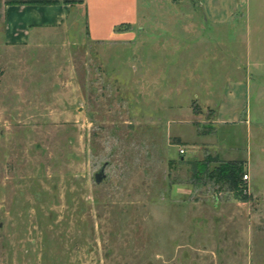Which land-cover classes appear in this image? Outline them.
Wrapping results in <instances>:
<instances>
[{"label":"rangeland","instance_id":"1","mask_svg":"<svg viewBox=\"0 0 264 264\" xmlns=\"http://www.w3.org/2000/svg\"><path fill=\"white\" fill-rule=\"evenodd\" d=\"M107 5L0 29V264H264V50L189 0Z\"/></svg>","mask_w":264,"mask_h":264},{"label":"crops","instance_id":"2","mask_svg":"<svg viewBox=\"0 0 264 264\" xmlns=\"http://www.w3.org/2000/svg\"><path fill=\"white\" fill-rule=\"evenodd\" d=\"M189 1L191 9L186 17L193 33L199 29L219 33L237 18L243 24L239 33L247 35L244 40L236 39L237 43L244 41L249 45L253 42L256 49L264 50V0ZM107 4L108 0H0L3 41L10 46L23 44L38 31L60 27L68 30L70 26L92 34L98 31V26L87 24L91 11L95 15L106 10Z\"/></svg>","mask_w":264,"mask_h":264},{"label":"trees","instance_id":"3","mask_svg":"<svg viewBox=\"0 0 264 264\" xmlns=\"http://www.w3.org/2000/svg\"><path fill=\"white\" fill-rule=\"evenodd\" d=\"M239 164L240 165H237L235 162H229L219 165L215 170V178L227 181L232 187L238 188L243 172V167L241 163Z\"/></svg>","mask_w":264,"mask_h":264},{"label":"built area","instance_id":"4","mask_svg":"<svg viewBox=\"0 0 264 264\" xmlns=\"http://www.w3.org/2000/svg\"><path fill=\"white\" fill-rule=\"evenodd\" d=\"M180 152L182 153V152H184V150L183 149H180ZM244 178L246 179V178H248V175H244Z\"/></svg>","mask_w":264,"mask_h":264}]
</instances>
